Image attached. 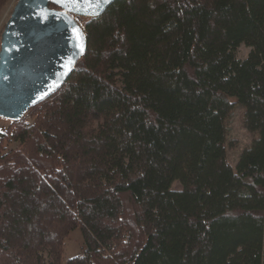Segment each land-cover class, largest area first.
Listing matches in <instances>:
<instances>
[{
	"label": "trees",
	"instance_id": "obj_1",
	"mask_svg": "<svg viewBox=\"0 0 264 264\" xmlns=\"http://www.w3.org/2000/svg\"><path fill=\"white\" fill-rule=\"evenodd\" d=\"M83 28L67 82L0 133V264H264V0H116Z\"/></svg>",
	"mask_w": 264,
	"mask_h": 264
},
{
	"label": "water",
	"instance_id": "obj_2",
	"mask_svg": "<svg viewBox=\"0 0 264 264\" xmlns=\"http://www.w3.org/2000/svg\"><path fill=\"white\" fill-rule=\"evenodd\" d=\"M115 1L103 0L96 15H84L53 0H18L1 37L0 117L19 121L61 89L88 47L75 16H99Z\"/></svg>",
	"mask_w": 264,
	"mask_h": 264
},
{
	"label": "rangeland",
	"instance_id": "obj_3",
	"mask_svg": "<svg viewBox=\"0 0 264 264\" xmlns=\"http://www.w3.org/2000/svg\"><path fill=\"white\" fill-rule=\"evenodd\" d=\"M18 0H6V2L0 7V48H1V37L4 30V26L8 19L10 18L12 11ZM76 20L83 27L85 23L89 20L88 17L75 16ZM251 48L245 44L240 45L236 50L237 58L244 60L248 57ZM233 103L236 100H232ZM244 109L239 105L234 104L232 114L228 121V134H227V157L229 162L233 167L238 162L239 156L247 148L254 138V133L250 132L243 121ZM23 119L28 123H33L35 116L28 112ZM13 121L0 117V133L5 134ZM3 146L6 151H10L18 147V143L11 142L6 139L3 142ZM173 188H179L180 183L174 182L172 184ZM84 239L81 230L75 229L66 238V243L64 247V252L62 255V261L65 263L68 259L78 256L83 252Z\"/></svg>",
	"mask_w": 264,
	"mask_h": 264
},
{
	"label": "snow or ice",
	"instance_id": "obj_4",
	"mask_svg": "<svg viewBox=\"0 0 264 264\" xmlns=\"http://www.w3.org/2000/svg\"><path fill=\"white\" fill-rule=\"evenodd\" d=\"M54 3L59 4L61 7L65 8L66 11H76L79 14L88 15L91 13L92 15L97 14V10L100 8L103 0H53ZM77 37L82 39V34L76 33ZM83 51V47L81 45V52ZM71 63L69 62V66L66 68L67 71H71Z\"/></svg>",
	"mask_w": 264,
	"mask_h": 264
}]
</instances>
